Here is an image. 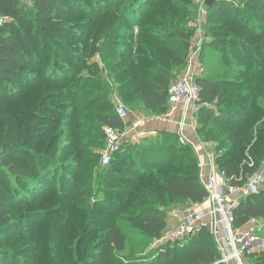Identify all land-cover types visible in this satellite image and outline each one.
I'll return each instance as SVG.
<instances>
[{
  "label": "trees",
  "instance_id": "trees-1",
  "mask_svg": "<svg viewBox=\"0 0 264 264\" xmlns=\"http://www.w3.org/2000/svg\"><path fill=\"white\" fill-rule=\"evenodd\" d=\"M193 2L32 0L28 6L0 0V17L6 18L0 26V264H212L218 259L216 241L205 229L144 253L131 247L125 232L131 227L145 239L160 238L173 209L206 202L191 145L181 143L176 132L161 131L139 142L125 140L104 168L99 154L106 146L105 126L126 129L116 96L133 113L169 111V88L186 69L195 33L188 27ZM82 15L86 19L76 28L86 33L69 22ZM208 15L204 45L218 53L210 49L205 55L215 53L225 70L197 76V135L214 143L219 172L242 184L264 163V0L216 1ZM96 54L102 65L92 59ZM77 161L87 173H78L76 183L66 170ZM57 173L59 205L53 212L31 209L37 202L32 194H43ZM82 178L86 186L80 185ZM74 203L90 213L105 204L107 214L97 226L91 216L85 231L66 244L63 222L56 221L71 214ZM234 213L238 227L252 217L264 221V189L242 198ZM38 215L56 220L36 239L24 225ZM250 262L264 264V249Z\"/></svg>",
  "mask_w": 264,
  "mask_h": 264
},
{
  "label": "built area",
  "instance_id": "built-area-1",
  "mask_svg": "<svg viewBox=\"0 0 264 264\" xmlns=\"http://www.w3.org/2000/svg\"><path fill=\"white\" fill-rule=\"evenodd\" d=\"M207 1L198 0L199 14L194 21V25L198 27L196 31L197 44L200 45L204 44L203 41L205 42L201 23L205 19V14L207 15L209 7ZM219 1H230L235 4L240 2V0ZM5 20V17H0V26L4 24ZM138 31L139 28L136 26L135 32ZM169 96L170 108L166 114L148 116L147 119L139 116L131 128L138 131L137 136L144 137L147 132L141 128L150 119L165 120L179 110L181 118L177 121L178 132L176 133L180 142L191 145L198 155L200 177L208 196L202 205L189 206L188 209L181 212L173 209L171 215L178 219V224L164 239L172 242H185L205 229L213 235L220 252V256L212 264H250V260L258 250L260 241L258 232L264 228V221L258 217H252L245 225L238 227L234 209L242 198L264 189V165L242 184L230 183L224 175L222 177V173L219 172L216 165L214 143L203 142L197 135V121L194 113L200 101V86L197 83L196 69L193 65L187 66L181 75L172 82ZM115 105L119 116L125 121L133 113L118 96L115 97ZM104 130L106 146L101 158L103 168L111 162L128 134L127 129L120 130L113 126H105ZM189 130L194 134L190 135Z\"/></svg>",
  "mask_w": 264,
  "mask_h": 264
},
{
  "label": "rangeland",
  "instance_id": "rangeland-1",
  "mask_svg": "<svg viewBox=\"0 0 264 264\" xmlns=\"http://www.w3.org/2000/svg\"><path fill=\"white\" fill-rule=\"evenodd\" d=\"M21 2L23 4H26L28 6H32V0H21ZM191 10L192 13L190 14L189 18H191L189 20V24L188 27L194 29L193 36L190 39L189 42V55H188V64L189 65H193L194 68L196 69V75H203V74H208L209 70H213V72L215 71H222L225 70L222 68V64H216L219 63L214 59L213 55H215V53H218L217 50H214L213 48H209L208 46L205 47L204 44L200 45L199 43L197 44L198 38L196 37V31H197V26L194 25V21L196 20L198 14H199V2L198 0H195V2H193V4H191ZM208 9H207V15L205 14V19L202 21L201 23V30L203 31V35H206V29L208 27ZM79 19V20H78ZM86 19L85 16H75L72 17L69 22L71 24H73V26L75 27V29L77 31H82L81 33H86V30H81L79 28H76V26H80L84 23V20ZM83 20V21H82ZM220 20V19H219ZM219 20H217L219 22ZM79 23V24H77ZM191 23V24H190ZM63 37H67V36H63ZM210 37V36H209ZM209 37H207V39H209ZM211 39V38H210ZM73 43L75 44H79L78 40H74ZM203 43H205L203 41ZM199 45V46H198ZM201 46V47H200ZM200 48V49H199ZM211 49V50H210ZM214 51L215 53H213L212 55H205L206 51ZM49 51H51V48L49 49ZM92 59L96 60L98 63H100V65H102L101 63V58L99 57V55H94L92 57ZM186 66V67H187ZM209 67H211L212 69H209ZM219 72V73H220ZM181 75V74H180ZM214 148V147H213ZM102 152L103 150L99 151L100 154V158H102ZM67 160V158H66ZM101 162V160H100ZM264 165V163H263ZM262 165V167H263ZM66 172L68 174L71 175V180L75 179L76 183H77V175L78 173L81 172V174L84 175L87 173V167L85 166L84 162H75V165L73 167L68 168V170H66ZM58 174L56 178L53 179V182L46 184L47 185V189H45V192L43 191V194L40 195H33L32 193V197L35 199L37 198V202L34 203L31 206V209L35 210L36 212H53L54 209H56L57 205H59L58 201H60L62 198L61 196L57 193V189L59 188V181H58ZM220 174V173H219ZM251 175L248 176V178ZM223 177V174H222ZM86 178H82L80 179V185L81 186H86ZM105 186H109L107 183H102ZM59 185V186H58ZM55 189L56 193H54L55 195L53 197L48 198L51 194V192H53L52 190ZM98 186H96V188H94L93 192H95L96 194H98ZM100 196L105 195L104 192H100ZM72 196L70 200L74 201V198L76 196V192H71ZM93 197V195H92ZM107 200H109V202H112L114 200V197H109L108 195H106ZM73 198V199H72ZM40 203L41 201H44ZM80 202L83 203V199H80ZM72 203V201L70 202ZM81 203H74L71 207L72 213L69 214V212H67L66 217L64 218V220H58L57 222L62 221L63 222V228H62V239L66 244H73V241L75 239V237L77 238V236H80L82 232L85 231V227L88 224L91 216L95 219V225L97 226V224L99 223V221H101V219H103V217L105 218V215L107 214V207L105 204L102 205H94L93 206V211L90 213V211H85V210H81L80 208H78ZM92 203V202H91ZM93 204V203H92ZM189 206L186 204H183L181 206H179L177 209L178 212L181 211H185L186 209H188ZM103 215V217L101 216ZM44 217V216H43ZM41 215L36 216V217H31L28 218L27 222L24 225V228H30L32 230V234H34V238H39V237H43L45 236V234H47V232H49V229L51 226L55 225V220L56 218H53V221L51 222L52 218L47 221L44 220ZM31 219V220H30ZM55 219V220H54ZM178 224V219L177 218H172L169 223H168V229L166 230V232L163 233L162 237L160 238H152L150 240L145 239L143 236H140L137 232H135L131 227L125 229V232L127 233L130 243H131V247L138 251V253H144L147 252L157 246H159L161 244V242L166 241L164 238L166 236H168L171 231L177 226ZM127 226V225H126ZM129 226V225H128ZM67 227V230L65 231ZM67 232L65 233V238H63V232ZM258 238L260 239V242L258 243V250L259 249H264V228L258 232ZM164 239V240H162ZM157 245V246H156ZM128 252H130L129 250L124 251V253L128 254ZM27 257V256H24ZM252 262V261H251ZM250 262V264H251Z\"/></svg>",
  "mask_w": 264,
  "mask_h": 264
},
{
  "label": "crops",
  "instance_id": "crops-1",
  "mask_svg": "<svg viewBox=\"0 0 264 264\" xmlns=\"http://www.w3.org/2000/svg\"><path fill=\"white\" fill-rule=\"evenodd\" d=\"M147 119L149 114H145L142 112L139 113H131L129 117L126 119V129L128 131V134L126 136L125 140H130L133 142H139L141 139L148 138V137H155L158 136L161 131H172V132H178V124L177 121L181 118V112L178 110L176 111L172 117H169L168 119H153L149 120L142 128L141 130H144L147 132V135L144 137L137 136L138 131L132 130L133 123L138 119V117ZM160 116V115H159ZM190 135H193L194 133L192 131H188ZM260 242V241H259ZM258 242V243H259Z\"/></svg>",
  "mask_w": 264,
  "mask_h": 264
},
{
  "label": "water",
  "instance_id": "water-1",
  "mask_svg": "<svg viewBox=\"0 0 264 264\" xmlns=\"http://www.w3.org/2000/svg\"><path fill=\"white\" fill-rule=\"evenodd\" d=\"M216 1H219V0H208L207 1V4L210 6V5H212L214 2H216Z\"/></svg>",
  "mask_w": 264,
  "mask_h": 264
}]
</instances>
